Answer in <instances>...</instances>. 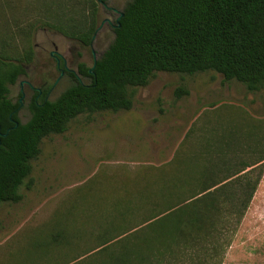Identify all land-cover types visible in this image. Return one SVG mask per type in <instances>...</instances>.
<instances>
[{
	"label": "trees",
	"instance_id": "trees-1",
	"mask_svg": "<svg viewBox=\"0 0 264 264\" xmlns=\"http://www.w3.org/2000/svg\"><path fill=\"white\" fill-rule=\"evenodd\" d=\"M1 1L16 15L23 6L21 0ZM75 1L69 10L59 7L62 13L56 18L34 20L89 47L98 27L97 0ZM121 13L114 39L92 73L84 63L78 64L77 73L65 71L72 84L53 101L46 99L49 89L37 91L26 123L19 121L21 104L9 92L26 75L25 65L33 57L35 22L22 27L14 17L0 22V205L22 200L19 189L44 138L63 134L82 114L129 111L135 90L148 85L157 72H214L249 92L264 87V0H130ZM213 141V148L214 143L195 152L178 150L151 175L127 177L129 191L124 193L129 198L116 201L114 215L102 217L90 233H70L67 223L60 224L74 220L70 211L47 232L37 231V242L27 252L32 264H79L102 253L97 264H169L180 256L199 257L189 254L193 251H208L205 246L218 243L230 223L234 229L240 224L262 170L253 175L264 163V157L254 162L227 157L219 138ZM83 236L96 243L86 245L84 255L67 254L76 252L80 243L74 239Z\"/></svg>",
	"mask_w": 264,
	"mask_h": 264
},
{
	"label": "rangeland",
	"instance_id": "rangeland-1",
	"mask_svg": "<svg viewBox=\"0 0 264 264\" xmlns=\"http://www.w3.org/2000/svg\"><path fill=\"white\" fill-rule=\"evenodd\" d=\"M129 1H97L99 29L91 46L84 47L34 20L56 18L75 0H21L18 15L0 0V22L12 17L19 27L35 22L33 57L25 65L26 75L9 92L13 102L19 101V83L26 81L17 113L21 123L28 121V105L38 90L49 89L46 99L53 101L72 84L56 68L51 53L61 57L70 72L77 73L80 63L91 68L113 41L115 20ZM216 138L224 144L227 157L235 155L246 162L264 157V87L249 92L214 72L191 76L157 72L148 85L135 90L129 111L79 115L63 134L42 140L40 154L31 162L32 171L19 189L22 200L0 205V264H32L27 252L37 242L35 233L47 232L68 211L74 213L70 217L74 220L60 224L67 223L70 233H90L102 217L114 215L116 201L129 198L124 193L129 191L127 177L142 172L151 175L153 168L171 161L178 150L199 151ZM260 167L253 175L262 170L260 183L240 224L234 229L230 223L218 243L205 246L208 251L189 253L199 254L196 261L180 256L169 264H264V163ZM75 240L79 248L67 252L70 256L96 243L89 237ZM104 255H91L79 264H97Z\"/></svg>",
	"mask_w": 264,
	"mask_h": 264
},
{
	"label": "flooded vegetation",
	"instance_id": "flooded-vegetation-1",
	"mask_svg": "<svg viewBox=\"0 0 264 264\" xmlns=\"http://www.w3.org/2000/svg\"><path fill=\"white\" fill-rule=\"evenodd\" d=\"M51 55L54 57V60H55V63H56V68L61 72V75H63V73H65V71H68L66 69V66H65V61H62L61 63V57L55 55V52H53V54L51 53ZM22 78V77H21ZM20 80V79H19ZM26 83V81H20V87H21V97H20V100L19 102L21 103V106H22V98L24 97V94L22 92V86ZM51 90V89H50ZM39 91V90H38ZM41 93V91H39Z\"/></svg>",
	"mask_w": 264,
	"mask_h": 264
},
{
	"label": "water",
	"instance_id": "water-1",
	"mask_svg": "<svg viewBox=\"0 0 264 264\" xmlns=\"http://www.w3.org/2000/svg\"><path fill=\"white\" fill-rule=\"evenodd\" d=\"M97 1H101V0H97ZM122 16H123V14L121 13L120 16H119L116 20L118 21V19L121 18ZM98 29H99V27H97V29H96V31H95L93 37H92V41L95 39V36H96V33H97ZM52 54H53V53H52ZM95 62H96V60H94V63H93V65H92V67L89 69V73H92V69L94 68ZM20 102H21V101H20ZM20 104H21V103H20ZM20 107H21V105H20ZM8 132H9V131H7L5 134H3V136H6Z\"/></svg>",
	"mask_w": 264,
	"mask_h": 264
}]
</instances>
